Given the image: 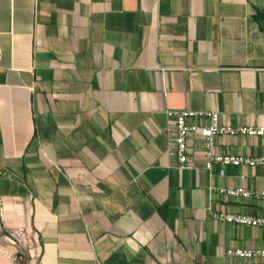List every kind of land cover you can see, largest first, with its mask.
<instances>
[{
  "label": "crops",
  "instance_id": "1",
  "mask_svg": "<svg viewBox=\"0 0 264 264\" xmlns=\"http://www.w3.org/2000/svg\"><path fill=\"white\" fill-rule=\"evenodd\" d=\"M264 0H0V200L32 231L26 264H249L264 248V165L191 167L188 124H264ZM220 154H264V136L218 135ZM250 264H264L252 260Z\"/></svg>",
  "mask_w": 264,
  "mask_h": 264
},
{
  "label": "built area",
  "instance_id": "2",
  "mask_svg": "<svg viewBox=\"0 0 264 264\" xmlns=\"http://www.w3.org/2000/svg\"><path fill=\"white\" fill-rule=\"evenodd\" d=\"M194 111L184 109H169L167 114L170 120V129L173 133L172 140L174 142V152L178 159V166L181 168L191 167L189 161V153L191 152L190 137L200 136L202 138V145L206 156V166L211 168L214 162L221 164H247L251 166L264 165V154L251 156V155H231L220 154L215 150V139L218 135H244V136H264V124H245L232 126L231 124H223L220 120L219 111L198 112L199 114L205 113L210 122L203 125L199 122L188 124L187 118L194 115ZM232 196H255L264 199V187L257 191L249 190L243 186L230 189H222ZM216 218L223 221L245 223L253 226H264V217H258L247 214H235L228 212H218L215 214ZM228 254L237 255L247 259L258 262H264V248H231Z\"/></svg>",
  "mask_w": 264,
  "mask_h": 264
},
{
  "label": "rangeland",
  "instance_id": "3",
  "mask_svg": "<svg viewBox=\"0 0 264 264\" xmlns=\"http://www.w3.org/2000/svg\"><path fill=\"white\" fill-rule=\"evenodd\" d=\"M0 200V264H26L34 248L32 231H18L4 225Z\"/></svg>",
  "mask_w": 264,
  "mask_h": 264
},
{
  "label": "trees",
  "instance_id": "4",
  "mask_svg": "<svg viewBox=\"0 0 264 264\" xmlns=\"http://www.w3.org/2000/svg\"><path fill=\"white\" fill-rule=\"evenodd\" d=\"M263 17H264L263 13H262L261 11H258V13H257V18H258L259 20H262Z\"/></svg>",
  "mask_w": 264,
  "mask_h": 264
}]
</instances>
